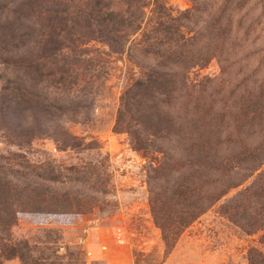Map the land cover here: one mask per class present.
I'll use <instances>...</instances> for the list:
<instances>
[{"label":"trees","instance_id":"16d2710c","mask_svg":"<svg viewBox=\"0 0 264 264\" xmlns=\"http://www.w3.org/2000/svg\"><path fill=\"white\" fill-rule=\"evenodd\" d=\"M161 1H9L7 9L16 2L18 10L12 11L14 20L6 26V43L0 46V64L6 72L12 70L9 78L5 73L0 89V113L6 111V116L24 125L35 117L38 134L54 133L49 125L53 118L73 120L89 109L84 93L88 82L83 80L79 88L78 77L63 53L73 51L78 38L72 37L87 36L106 46L110 54H126L130 65L141 71L125 86L114 130L127 133L137 151L161 155L148 173L149 204L161 230L165 232L173 222L179 227L173 234L178 235L238 189L229 201L228 216L238 225L236 219L241 221L246 233L260 232L264 245V50L252 51L264 14L256 13L262 8L260 0H191L192 8L176 15ZM151 3L152 16L146 17ZM16 26L23 28L17 38ZM13 39L17 42L12 43ZM26 42L32 45L20 55ZM253 57L257 58L255 68L244 63ZM137 58L150 62L143 65ZM213 59L220 64L221 80L189 82V72L204 68ZM238 64L245 65L242 72ZM230 75L240 76V81L231 85ZM38 83L51 87L54 98L41 100L33 91ZM76 91L79 101L71 103L69 94ZM30 132L19 135L30 139ZM66 139L77 146L74 137ZM155 140L163 145L153 150ZM14 165L25 171L35 166L28 162ZM12 167L0 166V173L14 176ZM49 170L43 175L48 176ZM67 170L83 176L89 168L71 165ZM47 179L54 181L53 176ZM8 217L11 220V214L2 219L6 221L0 219V227L11 224ZM5 252L3 260L24 262V254L15 248ZM248 261L264 264V256L251 249Z\"/></svg>","mask_w":264,"mask_h":264},{"label":"rangeland","instance_id":"374dc122","mask_svg":"<svg viewBox=\"0 0 264 264\" xmlns=\"http://www.w3.org/2000/svg\"><path fill=\"white\" fill-rule=\"evenodd\" d=\"M9 1L0 0V46L6 43H3L6 26L14 20L12 11L18 10L15 2L9 12ZM161 2L165 3L172 15L192 8L191 0ZM261 5L262 8L256 13L264 12V0H260ZM150 9L152 3L145 10L146 17L152 16ZM260 21L257 36H253L257 38L252 48L254 52L264 50V14ZM14 28V37L17 38L23 28ZM77 38L71 47L73 51L63 53L71 63L69 67L73 74L78 77L79 88L83 80L88 82L84 93L87 92L85 107L89 109H84L86 111L82 114L86 117L79 115L73 120L53 118L54 122L49 125L54 133H48L53 135L51 138L45 136L47 132L38 134L35 117H29L24 125L20 120L6 116V111L0 113V166L12 165L17 173L14 176H5V171L0 173V192H3L0 194L3 195V199L0 198V212L5 214L0 219L11 214V220L8 217L11 224L0 227V251L6 255L5 249L13 247L25 257L24 262L18 258L3 260L4 255L0 252V262L249 264L251 249L264 256L261 233H246L241 221L236 219L238 225L228 216L232 208L229 201L238 189L231 190L178 235L173 234L179 229L173 222L166 225L165 232L161 230L149 204L152 197L148 185L151 176L148 173L156 166L161 155L150 150L137 151L127 133L114 130L120 97L130 79L135 78L141 70L130 65L126 54L118 57L87 36L72 37ZM139 38V35L135 36L136 40ZM15 41L13 39L12 43ZM26 45L27 42L20 55L32 44L29 42ZM2 56L0 50L1 59ZM138 60L143 65L150 62ZM255 60L257 58L253 57L251 62L244 63L255 68ZM46 65L48 69L50 66ZM237 66L241 72L245 68L242 64ZM11 71L8 69L6 72L0 64V89L4 86V78L11 76ZM220 74V64L213 59L204 68H196L187 76L189 82L197 83L202 78L221 80ZM239 77L230 75L228 79L231 85L238 83ZM44 84L38 83L37 87L32 88L33 91L38 93L41 100L44 97L48 100L54 98L52 88ZM69 95L73 101L71 103L79 101L76 99L78 91ZM28 132L33 133L30 139L19 135ZM68 135L76 139L74 142L77 146L72 147L73 142L66 139ZM161 143L155 140L152 149L163 145ZM15 162L35 165L34 171L32 168L25 171L15 166ZM71 165L79 168L85 165L89 171L82 176L76 171H68ZM46 169H50L48 176H53L54 181H48L47 174L43 175Z\"/></svg>","mask_w":264,"mask_h":264}]
</instances>
